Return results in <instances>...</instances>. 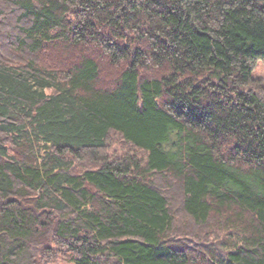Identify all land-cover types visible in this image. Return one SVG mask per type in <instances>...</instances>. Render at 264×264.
<instances>
[{
    "label": "trees",
    "instance_id": "1",
    "mask_svg": "<svg viewBox=\"0 0 264 264\" xmlns=\"http://www.w3.org/2000/svg\"><path fill=\"white\" fill-rule=\"evenodd\" d=\"M260 59L264 0H0V264H264Z\"/></svg>",
    "mask_w": 264,
    "mask_h": 264
},
{
    "label": "rangeland",
    "instance_id": "2",
    "mask_svg": "<svg viewBox=\"0 0 264 264\" xmlns=\"http://www.w3.org/2000/svg\"><path fill=\"white\" fill-rule=\"evenodd\" d=\"M253 74L255 77H259L264 80V60L260 59L257 62ZM120 145V141H115V143H113L112 153L119 151Z\"/></svg>",
    "mask_w": 264,
    "mask_h": 264
}]
</instances>
